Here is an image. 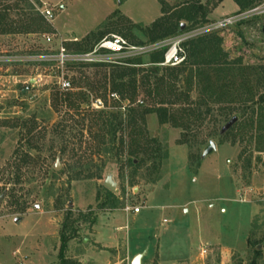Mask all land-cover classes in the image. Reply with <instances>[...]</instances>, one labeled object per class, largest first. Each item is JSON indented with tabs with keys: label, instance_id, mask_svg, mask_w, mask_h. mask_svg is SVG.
I'll use <instances>...</instances> for the list:
<instances>
[{
	"label": "rangeland",
	"instance_id": "374dc122",
	"mask_svg": "<svg viewBox=\"0 0 264 264\" xmlns=\"http://www.w3.org/2000/svg\"><path fill=\"white\" fill-rule=\"evenodd\" d=\"M199 2L206 21L199 9L193 21L180 18ZM7 6L9 23L32 30L0 34V54L21 57L0 61V264H60L66 224L68 234L75 232L65 248L67 264H132L137 255L141 264H264V103L257 100L264 93V0L233 24L184 43L187 51L193 39L218 38L226 60L241 61L229 107L239 115L251 89L258 102L231 128L229 111L220 110L228 104H205L197 80L190 88L188 70L175 81L169 75L175 66L151 75V53L130 66L30 55L61 46L87 51L110 34L140 45L168 41L238 15L234 0H0V13ZM73 37L79 40H65ZM125 67L137 69L136 88L127 85L122 95L113 77ZM63 79L69 89L61 88ZM58 92L85 102L58 105ZM161 101H175V108L200 103L212 112L199 126L175 127L144 111ZM133 108L146 112L134 136L128 129L103 144L94 133L97 113L121 112L126 120ZM211 142L216 146L206 153ZM131 156L142 160L139 167L127 163ZM108 178L117 183L115 199L104 190ZM135 206L139 213L127 210Z\"/></svg>",
	"mask_w": 264,
	"mask_h": 264
},
{
	"label": "trees",
	"instance_id": "16d2710c",
	"mask_svg": "<svg viewBox=\"0 0 264 264\" xmlns=\"http://www.w3.org/2000/svg\"><path fill=\"white\" fill-rule=\"evenodd\" d=\"M236 4L239 6V12L242 13L246 11L248 8L254 6L257 1L260 0H234ZM39 2V0H37ZM10 6H7L4 9V12L0 13V34H6V33H30L32 26L30 25H22V26H15L8 22L7 15H8V9ZM32 8V7H31ZM198 9L202 10V13L200 14L201 20L206 21L207 17V11L204 8L203 5L199 2V5L188 7L187 9L184 8L181 14L179 15L180 18H184L186 20H195L198 16ZM39 14V13H38ZM160 21V20H159ZM155 23V22H154ZM158 25V24H155ZM181 26V25H180ZM167 33H164L161 35L160 38H163ZM189 50L187 48V57L184 63H182L180 66H175L169 68L170 70V79L172 81L177 80L180 73H184L185 71H189V77H188V84L191 88V85H193L194 81L197 80L196 84L199 85L200 88V94L201 98L206 99L204 102L205 104L210 103H227L225 107H222L220 110L223 113H226L229 111L230 113V119L228 121H232L233 117H236L237 120L235 123L238 122V119L241 117L240 115H243L246 112L247 107L252 108L257 102L264 103V93H262L259 96L258 101L255 100V92L251 89L249 95L247 97L242 98L241 102L244 104V108L241 110V112L234 113V108L229 107L230 104L233 102V98L231 97L232 93L230 92V85L233 83V80L235 76L238 74V72H242L243 67H241V61H231L229 62L226 60L227 54L223 52V50L220 47L221 40L218 38L210 39L207 36L199 37L198 39H193L189 41ZM163 51L160 52H153L150 54V62L151 63H158L163 58ZM203 54L210 55L211 59H204L202 57ZM142 57H136L129 59L127 61L128 64H125V66H130L132 64H143ZM122 65V64H119ZM155 67H151L148 69V72L155 76L159 72V67L157 65H154ZM119 67V66H118ZM137 69L134 67H125L121 71H117L113 77V80L117 82V84L114 85V90H117L122 95L127 91V88L132 87L133 89L136 88V78L134 77L136 74ZM130 75V80L128 83H125L123 80L126 78V76ZM215 75V77H214ZM247 78V76H246ZM248 79V78H247ZM261 83V82H260ZM264 85V82L262 83V86ZM260 86V85H259ZM150 87V84H149ZM172 87V91H174V87ZM264 87V86H263ZM158 85L155 88V92H158ZM150 93L152 94L153 91L149 89ZM171 91V92H172ZM190 91V89H188ZM184 95H188V93H184ZM124 98V97H123ZM188 98V96L186 97ZM79 99H83L82 95L75 94L73 92H58L56 95V100L58 105H61L63 103L68 104L69 106H78L79 108L82 107L83 103L85 101H78ZM227 100V101H226ZM160 105L158 107H155L154 109H146L144 111L150 112L155 111L157 113V116L159 118V122L162 124L170 123L175 127H183V128H189L191 129L193 126L201 125L206 118L208 114L212 112V109L208 106L206 108V111H201L200 103L196 107H188V108H175L172 105L175 104V101H161L159 103ZM170 104V105H168ZM144 111H137L136 109H131L129 113L127 114L128 118L125 120L123 115L124 113L118 112V113H108L104 111H99L94 117V121L96 123L97 129L94 130V133L102 138V143L111 145L116 142V136L118 132H124L128 129H131L132 135L135 134V129L138 127L141 122L144 123L145 113ZM264 117V116H263ZM264 120V119H263ZM261 119V123L264 125V122ZM230 122H228V127H232L233 125H230ZM65 127V126H64ZM96 128V127H95ZM139 128V127H138ZM229 128V129H230ZM108 138V140H107ZM134 140V139H133ZM135 141V140H134ZM125 140L124 137L121 136L120 138V149L121 151L125 149ZM110 149V147L108 148ZM133 149L132 153L136 152ZM123 152V151H122ZM26 160V159H25ZM142 160L138 159L137 157L131 156L127 159V163L129 165L134 167H139ZM82 167H84L83 163H81ZM56 173V170L54 169V172ZM81 173V172H80ZM102 178V175L99 176ZM78 178V177H77ZM104 190L107 193V196L110 197V199H115L116 195L113 191L108 189L106 186H104ZM68 225L66 224L64 226V229L62 231L61 235V247H60V253L59 257L61 258L60 264H67L68 259H66L64 252L65 248L67 247V244L70 239H72L75 235L74 233L68 234ZM257 253L260 254V250L256 249Z\"/></svg>",
	"mask_w": 264,
	"mask_h": 264
},
{
	"label": "built area",
	"instance_id": "2783aa9c",
	"mask_svg": "<svg viewBox=\"0 0 264 264\" xmlns=\"http://www.w3.org/2000/svg\"><path fill=\"white\" fill-rule=\"evenodd\" d=\"M255 10L239 13L235 16H228L211 24L198 28L197 30L183 33L168 41L151 43V44H134L129 42L125 37L119 34H110L103 37L98 43H96L91 49L79 53H69L64 46H61L57 53L54 54H32L31 58L40 59H52L61 60L62 63L67 61L80 62L84 64H96V63H111V64H128L127 61L136 57H143L149 53L162 50L164 47L163 58L158 63H151V65L157 66H178L185 62L187 57V51L184 43L190 39L199 35L208 33L209 31L222 29L234 22L244 18L246 14H249ZM44 15L50 20L53 18V13L50 9H45ZM48 42L52 41L51 36H47ZM161 48V49H160ZM60 58V59H59ZM4 59L21 61V57L17 55H4L0 54V61ZM60 86L63 89H69L71 86L70 81L63 79L60 81ZM116 96V95H115ZM127 210L134 213H139L140 206L127 207Z\"/></svg>",
	"mask_w": 264,
	"mask_h": 264
},
{
	"label": "water",
	"instance_id": "95a60500",
	"mask_svg": "<svg viewBox=\"0 0 264 264\" xmlns=\"http://www.w3.org/2000/svg\"><path fill=\"white\" fill-rule=\"evenodd\" d=\"M183 26H184V25H183ZM236 120H237V118H236V117H233L232 121L230 122V125H231L233 122H235ZM215 146H216L215 143H214V142H211L210 145H209V147L206 149V153H209L212 149L215 148ZM61 168H62V165H61V163L58 161L57 164H56L55 169H56L57 171H59V170H61ZM105 186H106L108 189H110L111 191H115V190H116V187H117V183H116L115 181H113L112 179L108 178V179H106V181H105ZM2 200H3V196L1 195V196H0V202H1ZM141 257H142V255H137V256L134 258L132 264H141Z\"/></svg>",
	"mask_w": 264,
	"mask_h": 264
},
{
	"label": "crops",
	"instance_id": "0c3cea01",
	"mask_svg": "<svg viewBox=\"0 0 264 264\" xmlns=\"http://www.w3.org/2000/svg\"><path fill=\"white\" fill-rule=\"evenodd\" d=\"M55 28H56V26H55ZM88 34L89 33H86V35L84 37H86ZM65 40H75V41H77V40H79V38L78 37H73V38H66Z\"/></svg>",
	"mask_w": 264,
	"mask_h": 264
}]
</instances>
